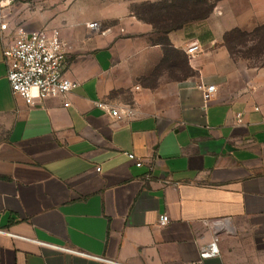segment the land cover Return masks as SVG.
Returning a JSON list of instances; mask_svg holds the SVG:
<instances>
[{"label":"crops","instance_id":"crops-1","mask_svg":"<svg viewBox=\"0 0 264 264\" xmlns=\"http://www.w3.org/2000/svg\"><path fill=\"white\" fill-rule=\"evenodd\" d=\"M4 4L0 230L11 234L0 232V264H113L57 247L117 264H264V63L225 42L264 24V0H219L168 32L158 28L165 9L141 16L132 0H89V15L57 24ZM20 21L60 31L79 83L66 97L30 106L12 91L3 51ZM94 21L103 33L88 28ZM193 42L201 50L189 55ZM176 52L189 75L174 77ZM127 97L133 117L96 106ZM215 237L219 254L203 259Z\"/></svg>","mask_w":264,"mask_h":264},{"label":"built area","instance_id":"built-area-1","mask_svg":"<svg viewBox=\"0 0 264 264\" xmlns=\"http://www.w3.org/2000/svg\"><path fill=\"white\" fill-rule=\"evenodd\" d=\"M18 0H0V18H5V2L13 3ZM9 28V23H1L3 33ZM88 28L96 33H103L102 24L94 21L88 24ZM5 34H3L4 36ZM8 42L4 44V59L8 65V80L15 95L23 98L30 106L42 103L49 97H66L78 87L79 83L67 74L68 51L67 43L62 39L58 29L43 27L37 30H27L22 26H16L12 31ZM200 46L193 42L187 49L189 55L199 52ZM216 86L211 85L204 88V99L211 101L216 93ZM66 106L69 102L65 103ZM96 106L107 111L110 115L122 119L133 117L134 109L129 106L118 107L107 101H98ZM241 116V115H240ZM128 156L141 167L143 160L135 153L130 152ZM100 171L101 168L99 167ZM170 221L168 215L161 218L162 224ZM2 233H8L0 230ZM11 234V233H8ZM62 250L93 257L98 260L113 261L102 257L89 255L82 251H75L62 247ZM220 252L218 238L201 251L203 259L216 256ZM197 264V263H194Z\"/></svg>","mask_w":264,"mask_h":264},{"label":"rangeland","instance_id":"rangeland-1","mask_svg":"<svg viewBox=\"0 0 264 264\" xmlns=\"http://www.w3.org/2000/svg\"><path fill=\"white\" fill-rule=\"evenodd\" d=\"M132 8L137 11L141 16H147L150 14L152 6L149 3L154 1L160 4L162 0H132ZM219 0H208L209 3H214ZM16 2L23 3L26 7L25 14L28 17L31 16L32 20L36 16L39 18L38 14L41 13L44 18H47L49 21H54V24L61 23V20L66 19V15L68 18L72 19L73 17H85L89 15L90 11L86 7L89 0H18ZM154 5V4H153ZM46 15V16H44ZM54 18H53V17ZM53 18V19H52ZM24 22L20 21L18 26H22ZM101 23V22H100ZM102 24L103 31L105 30V24ZM39 25V24H38ZM37 23L30 25V27L38 26ZM55 26V25H54ZM41 27H50V24L43 25ZM40 27V28H41ZM52 27V26H51ZM38 29V28H37ZM262 35L259 36H248L245 40L239 38L235 40H231L230 45L233 48V53L236 57H242L252 65H261L264 63V40H262ZM173 54V53H172ZM172 66L175 67V70L172 69V73L174 77L189 75L191 70L186 64V58L181 53H174L171 58ZM118 94V92H115ZM126 101H129V97ZM127 106L134 109V105L132 102H128Z\"/></svg>","mask_w":264,"mask_h":264},{"label":"trees","instance_id":"trees-1","mask_svg":"<svg viewBox=\"0 0 264 264\" xmlns=\"http://www.w3.org/2000/svg\"><path fill=\"white\" fill-rule=\"evenodd\" d=\"M150 4V3H149ZM216 2L209 3L208 0H170V2H161L158 5L150 6V13L160 12L161 9H165L164 17L168 25H160L158 28L160 30H165L166 32L182 26L184 23L201 20L207 18L213 11ZM259 36L262 35V40H264V24L258 26L252 32H244L239 29L232 30L228 32L225 36V42L233 53V48L230 45L231 40L243 39L245 40L248 36ZM186 64L189 67V60L186 58Z\"/></svg>","mask_w":264,"mask_h":264}]
</instances>
